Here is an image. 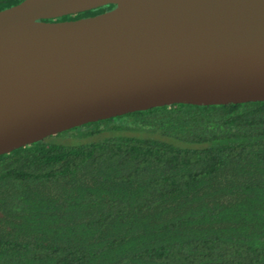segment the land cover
<instances>
[{
  "label": "trees",
  "instance_id": "1",
  "mask_svg": "<svg viewBox=\"0 0 264 264\" xmlns=\"http://www.w3.org/2000/svg\"><path fill=\"white\" fill-rule=\"evenodd\" d=\"M0 264H264V102L156 107L0 155Z\"/></svg>",
  "mask_w": 264,
  "mask_h": 264
},
{
  "label": "water",
  "instance_id": "2",
  "mask_svg": "<svg viewBox=\"0 0 264 264\" xmlns=\"http://www.w3.org/2000/svg\"><path fill=\"white\" fill-rule=\"evenodd\" d=\"M250 102H264V0H23L0 11V155L137 111Z\"/></svg>",
  "mask_w": 264,
  "mask_h": 264
}]
</instances>
